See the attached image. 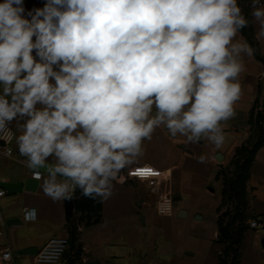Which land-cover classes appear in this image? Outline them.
Wrapping results in <instances>:
<instances>
[{
  "label": "clouds",
  "instance_id": "1",
  "mask_svg": "<svg viewBox=\"0 0 264 264\" xmlns=\"http://www.w3.org/2000/svg\"><path fill=\"white\" fill-rule=\"evenodd\" d=\"M250 6L259 40L264 3ZM248 25L238 0H2L0 135L16 122L18 151L54 202L77 188L106 200L161 126L224 144L255 52L237 39Z\"/></svg>",
  "mask_w": 264,
  "mask_h": 264
},
{
  "label": "crops",
  "instance_id": "2",
  "mask_svg": "<svg viewBox=\"0 0 264 264\" xmlns=\"http://www.w3.org/2000/svg\"><path fill=\"white\" fill-rule=\"evenodd\" d=\"M35 2L32 4L38 7L40 3L43 6L45 0L41 2L35 0ZM258 31L259 26L256 24L254 37L259 46V52L264 57V37L258 40L256 38ZM241 38L243 37L238 33L237 39ZM244 57L246 58L245 61L243 60L245 69L239 77L241 97L234 106L235 115L222 123L225 134L224 144L216 148L206 139H201L198 143H189L179 134L173 138L168 130L161 126L153 133L151 140L144 141L143 154L121 171L122 182H113V195H117L118 190L122 189V193L132 196L134 202L139 201L137 205L139 207L145 206L152 197L157 200L164 193L170 196L173 203L180 202L185 186L188 184H195L197 188L202 186L199 182L200 177L196 173V168L200 163L206 168L208 174L205 180H209L210 185L206 187V193L212 196L215 193L214 189H217V198L213 207L215 220H217L222 182L215 176L219 169L230 166L235 149L245 145L249 140L251 135L248 124L249 113L256 96L258 83L264 85V65L254 56L244 55ZM260 103L264 108V94L260 98ZM9 127L14 132V138L10 144L11 155L3 156L0 148V188L5 192V195L0 198L4 225V234L0 236V248L8 247L12 254L13 264H35L34 255L48 240L54 237L69 238L73 227L75 228V244L80 249V254L74 264H87L91 261L96 264H121V260L127 261V264H153L140 250L131 261L126 256H116L115 252L97 255L96 248L110 245L109 241L96 239L91 243V237L84 232L100 227L107 199L100 198L101 217L97 224L84 226V222L78 220L79 214L74 210L69 221H66L63 200L54 202L44 194L41 188L43 179L33 177V170L26 166V157L20 155L15 141V136L20 134L17 131L16 122L13 121ZM160 141L164 142L163 146L159 144ZM201 155L206 157L203 163L198 161ZM137 168L150 169L155 174L148 177H128V173ZM246 200V214L256 217L259 227L264 226V145L256 152L249 169ZM177 208L178 215L185 214L181 207ZM33 210H35V218L24 220V212H28V217L31 218L30 214ZM216 238L217 225L212 235V242L216 243V252L212 256L211 264H218L219 244ZM72 254L73 251L67 250L60 264H66L69 257L73 259Z\"/></svg>",
  "mask_w": 264,
  "mask_h": 264
},
{
  "label": "rangeland",
  "instance_id": "3",
  "mask_svg": "<svg viewBox=\"0 0 264 264\" xmlns=\"http://www.w3.org/2000/svg\"><path fill=\"white\" fill-rule=\"evenodd\" d=\"M32 3H36L35 0H24L26 9L37 7ZM261 3H264V0H261ZM238 5L249 21L248 27L245 28H250L254 35L257 23L251 16V0H238ZM38 7L43 6L40 3ZM243 60H246L244 56ZM159 144L163 146L164 142L160 141ZM199 165L200 163L196 173L202 186L199 188L195 184L185 186L182 200L173 203L171 199L169 211L159 210L158 200L153 197L145 206L139 207L137 206L139 201L134 202L132 196L122 193V189L118 190L117 195L112 194L106 200L100 227L84 232L91 237V243L96 239L109 241L110 245L96 248L97 255L115 252L116 256H126L131 261L140 250L153 264H211L212 256L216 252V243L212 242V235L216 230L213 207L217 189H214L215 193L212 196L206 193L205 189L210 185L209 180H205L208 174L206 168ZM177 207H181L185 214L178 215ZM225 209H230L226 203L220 212ZM247 216L245 222L247 231L243 234L239 262L264 264V247L260 245V240L264 238V226L257 229L249 228V222L256 220V217L249 214ZM221 247L219 244V252ZM120 263L128 262L121 260Z\"/></svg>",
  "mask_w": 264,
  "mask_h": 264
},
{
  "label": "trees",
  "instance_id": "4",
  "mask_svg": "<svg viewBox=\"0 0 264 264\" xmlns=\"http://www.w3.org/2000/svg\"><path fill=\"white\" fill-rule=\"evenodd\" d=\"M241 36L255 50L254 58L264 65V57L259 52V46L250 28H244ZM264 94V85L260 82L257 85L256 96L249 113L248 124L251 135L245 145H241L234 151L233 158L228 168H221L215 178L222 182L221 202L217 207V238L221 250L218 255V264H240V246L243 234L247 231L245 222L248 219L246 214V182L249 177V169L254 160L255 154L264 145V108L260 98ZM74 212L79 214L78 220L84 222V226L97 224L101 217V200L99 197L92 199L84 197L81 190L77 188L71 196ZM228 204L230 209L220 210L223 204ZM68 251H73V259H67L66 264H74L80 254L79 247L75 244V228L70 231ZM65 255V254H64Z\"/></svg>",
  "mask_w": 264,
  "mask_h": 264
},
{
  "label": "built area",
  "instance_id": "5",
  "mask_svg": "<svg viewBox=\"0 0 264 264\" xmlns=\"http://www.w3.org/2000/svg\"><path fill=\"white\" fill-rule=\"evenodd\" d=\"M11 135L10 136H2L0 135V148L1 153L5 157H9L11 155L10 144L14 138V132L9 127ZM138 170H131L128 173V177H148L154 174L147 175H139ZM153 173V172H152ZM34 177V174H33ZM35 178V177H34ZM153 189V188H152ZM154 190V189H153ZM5 195L3 189L0 188V198ZM158 209L161 211H169L171 210V198L167 193H164L158 197ZM24 220H33V218L28 217V212H24ZM249 228L257 229L259 224L256 220H251L249 222ZM4 234V225H3V215L0 210V236ZM69 246V239L67 237H54L46 242V244L40 248L33 257V262L35 264H60L61 259L63 258L65 252L67 251ZM10 254V259H4L5 255ZM0 264H13L12 263V254L8 247L0 248Z\"/></svg>",
  "mask_w": 264,
  "mask_h": 264
},
{
  "label": "water",
  "instance_id": "6",
  "mask_svg": "<svg viewBox=\"0 0 264 264\" xmlns=\"http://www.w3.org/2000/svg\"><path fill=\"white\" fill-rule=\"evenodd\" d=\"M63 209H64V214H65V218H66V221H69L71 215H72V212L74 210L73 208V203H72V198L70 199H63ZM260 245L261 247H264V238H262L260 240ZM87 264H96L95 262H88Z\"/></svg>",
  "mask_w": 264,
  "mask_h": 264
},
{
  "label": "snow or ice",
  "instance_id": "7",
  "mask_svg": "<svg viewBox=\"0 0 264 264\" xmlns=\"http://www.w3.org/2000/svg\"><path fill=\"white\" fill-rule=\"evenodd\" d=\"M139 175H147V174H155V173H152V171L150 169H141V170H138V173Z\"/></svg>",
  "mask_w": 264,
  "mask_h": 264
}]
</instances>
